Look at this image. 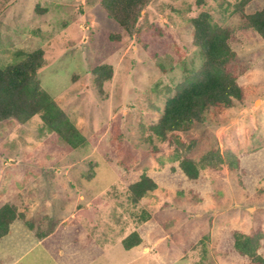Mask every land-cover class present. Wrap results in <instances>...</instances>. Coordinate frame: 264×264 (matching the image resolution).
Returning a JSON list of instances; mask_svg holds the SVG:
<instances>
[{"label":"rangeland","instance_id":"1","mask_svg":"<svg viewBox=\"0 0 264 264\" xmlns=\"http://www.w3.org/2000/svg\"><path fill=\"white\" fill-rule=\"evenodd\" d=\"M239 1L153 0L130 35L101 0H0V66L43 48L40 84L85 137L69 144L40 115L0 123V207L24 215L0 264H254L235 233L264 257V39L243 23L264 0ZM202 12L232 30L244 98L161 138L166 101L204 62L191 23ZM100 65L113 67L102 85ZM143 174L158 187L135 204L127 189ZM134 231L142 241L126 249Z\"/></svg>","mask_w":264,"mask_h":264},{"label":"trees","instance_id":"2","mask_svg":"<svg viewBox=\"0 0 264 264\" xmlns=\"http://www.w3.org/2000/svg\"><path fill=\"white\" fill-rule=\"evenodd\" d=\"M153 0H101L105 12L114 19L126 33H135L142 10ZM252 0H240L238 11ZM243 23L255 29L264 39V8L252 13L243 12ZM194 43L204 55V62L197 73L178 85L177 92L166 101L159 121L153 126L154 132L166 138L170 132L189 131L205 123L208 113L214 108L234 106L237 100H243L244 91L238 82L239 72L236 66L237 53L230 44L232 30L218 28L212 22L208 12H202L191 19ZM120 38L119 36H115ZM21 54L24 58L7 66H0V123L8 119L26 122L34 115L42 120L53 132L59 133L69 144L78 145L85 141L56 100L44 89L38 78V72L47 65L43 48ZM98 83L113 76L111 65H100L94 69ZM180 166L190 179H196L199 169L190 157H185ZM157 183L147 174L128 186V199L138 203L149 191H154ZM14 204L0 207V240L8 235L12 224L23 219ZM34 229L32 223H26ZM235 249L254 264H264V257L258 253L259 242L247 236L233 235ZM137 232L123 239L126 249L141 243Z\"/></svg>","mask_w":264,"mask_h":264},{"label":"crops","instance_id":"3","mask_svg":"<svg viewBox=\"0 0 264 264\" xmlns=\"http://www.w3.org/2000/svg\"><path fill=\"white\" fill-rule=\"evenodd\" d=\"M14 224H15V222H14L13 225L11 226V229L13 228ZM31 230H32V229H31ZM10 232H11V231H10Z\"/></svg>","mask_w":264,"mask_h":264}]
</instances>
